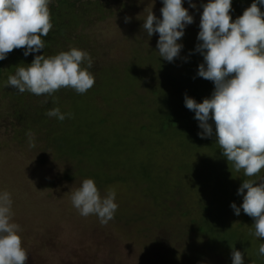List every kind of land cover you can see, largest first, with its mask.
Returning <instances> with one entry per match:
<instances>
[{
  "label": "rangeland",
  "instance_id": "obj_1",
  "mask_svg": "<svg viewBox=\"0 0 264 264\" xmlns=\"http://www.w3.org/2000/svg\"><path fill=\"white\" fill-rule=\"evenodd\" d=\"M34 1L41 12L54 2ZM80 5L88 24L75 47L88 79H78L80 93L70 90L75 100L57 119L16 125L5 92L17 73L0 80V264L261 261L255 252H264V0ZM8 14L9 0H0V33ZM207 39L218 43L217 57L229 58L224 73L204 47ZM194 100L195 112L212 117L205 144L194 146L199 136L191 122L182 123L194 144L180 128L159 132L169 107ZM66 119L88 126L93 147L81 143L76 153L74 144L58 140L68 131L82 135L69 126L63 132ZM245 119L247 126H234ZM209 143L223 151L230 172L220 213L221 193L201 177L222 161ZM205 223L218 235L249 238L248 247L212 242L199 229Z\"/></svg>",
  "mask_w": 264,
  "mask_h": 264
},
{
  "label": "trees",
  "instance_id": "obj_2",
  "mask_svg": "<svg viewBox=\"0 0 264 264\" xmlns=\"http://www.w3.org/2000/svg\"><path fill=\"white\" fill-rule=\"evenodd\" d=\"M77 1L54 0L46 11L41 12L34 0H9L8 18L0 33V55L8 47L16 31L17 23L25 13L26 6L29 8L27 15L21 22L19 32L13 41L11 49L0 58V80L6 74L17 73L13 87L11 89L6 87L8 91L5 92L10 105V114L7 117L11 118L16 125L18 124L24 128L26 125L32 126V124L47 121L49 115H51L53 120L57 119L59 113H61V107L69 101L75 100L73 94L78 95L80 93L77 90L79 85H76L81 82L78 79H88L85 74L88 66L87 62L78 56L77 48L75 47L79 42L83 43L82 37L78 35L79 30L82 29L80 28L81 25L86 26L88 24L86 17L84 18L86 9L82 8V5L76 7ZM215 46L218 47V43L213 39L204 41V47H209L207 50L208 54L211 52V55H215V52L217 54L219 50L215 49ZM82 49L84 50L83 47ZM227 60H229L227 55L216 56L215 63L220 66V74L225 72L223 67L226 65ZM194 63L196 65L199 64L197 59L192 61L193 65ZM201 72L203 71L199 68L196 74L200 75ZM220 74H217L215 78L221 79L222 76L220 77ZM67 88H69L68 91H66ZM70 90H73V94ZM69 91L70 94L67 93ZM195 96L197 95L192 96V99ZM192 103L191 107L182 108L180 102L174 108L169 107L172 112H167L160 116L157 126L159 127V132L163 134L171 128H180L187 141L194 144L193 139H191L193 137L188 135L189 132L184 129V123H182L191 122L194 128L192 134L196 137L199 136L198 139H195L196 144H194L197 147L199 144L206 143L205 137L202 136L211 132L210 129L212 127L209 124H211L210 119L212 117L200 113L201 111L199 110L195 112V100ZM174 110L176 112H173ZM183 118L186 121H183ZM226 119L227 123L234 120L233 116ZM209 121L207 128L205 124ZM238 121L233 123L234 126H247L245 125L246 119L241 124ZM59 123L61 124L62 122L59 121ZM63 126V132L68 131L65 128L69 126L83 136L76 135L73 131H68L58 139L60 142L69 143V147L74 144L75 149L73 150L78 149V145L81 143L88 147H93L90 134L87 132L88 126H78V124L67 119ZM187 141L185 142L187 143ZM209 145V149L222 158V161L215 163L221 165V167L216 169L215 164H213L206 168V173L203 172L201 177L204 179L205 175L206 179L204 180L212 182L219 193H221L223 200L216 203V210L220 213L221 211L223 212V209H227L226 204L228 201L225 198L228 196L227 190L229 187L226 183L227 174L230 172L228 171L229 166L227 167L226 165L223 151H220L215 144L209 143ZM70 150L72 149L70 148ZM86 150H79V154L83 155ZM75 152L77 153L78 150ZM231 197H234V195L232 194ZM204 226L199 228L200 231L207 234L212 242L218 241L223 248L240 250L248 247L249 238H241L242 235L239 233L224 232V235L221 236L217 234L214 224L205 223ZM255 255L262 258L261 261L255 262V264H264V252L256 249Z\"/></svg>",
  "mask_w": 264,
  "mask_h": 264
},
{
  "label": "water",
  "instance_id": "obj_3",
  "mask_svg": "<svg viewBox=\"0 0 264 264\" xmlns=\"http://www.w3.org/2000/svg\"><path fill=\"white\" fill-rule=\"evenodd\" d=\"M28 10H29V8H28V6H26L25 13H24L23 17H22V18L19 20V22L17 23L16 31H15V33H14V35H13V37H12V39H11L9 45H8V47L6 48V50L4 51V53H2V54L0 55V58H1L6 52H8V51L11 49V47H12V45H13V41H14V39H15L17 33L19 32L21 22H22V20L25 18V16L27 15Z\"/></svg>",
  "mask_w": 264,
  "mask_h": 264
}]
</instances>
